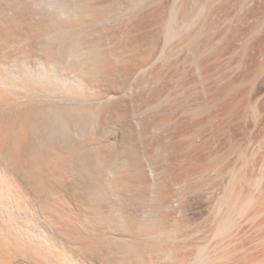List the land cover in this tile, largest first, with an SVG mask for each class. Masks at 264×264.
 <instances>
[{"label":"rangeland","instance_id":"374dc122","mask_svg":"<svg viewBox=\"0 0 264 264\" xmlns=\"http://www.w3.org/2000/svg\"><path fill=\"white\" fill-rule=\"evenodd\" d=\"M223 1H221L222 4ZM248 1L250 2V0H225L224 4L218 8L219 5L216 0H108L107 2L106 0H4L9 12H24L26 16L25 22L33 24V22L45 21L50 26L49 30H46L49 33L45 31L46 34L42 33L41 36L38 35V42L36 41L34 46L37 50L40 49L41 53L44 51L48 53L49 51L56 56H60H57L58 60H56L59 62L53 63L50 67L36 60H30L31 62L26 61L27 63L24 62L22 66L17 63V66H15L16 64L14 63V66L11 65L6 69L8 73L6 75H9L10 79L19 81L20 76L23 74L22 76L24 77L22 79H25L22 80L20 78L22 82L26 79H32V81L44 83L46 79L52 77L51 75L54 72L53 75L55 76L62 74L63 71H67L66 69L74 68L69 69L71 71L83 66L81 68L82 70L84 69L83 72H81V69L79 70L80 72L78 69L76 70L79 72H76L78 78L83 81L76 78L77 80H74V82L72 80L69 81L70 83L67 82L66 86L68 83L70 84L68 85L69 93L64 91L65 93L61 94L63 92L57 93L55 91L56 93H51V96L46 97L47 99L45 97L39 98L42 102L44 101V105L47 102L46 107L49 108H47V111H45L46 109L44 110L45 112L43 111L44 114H42L43 112L41 113L42 117L38 116L40 117L39 119L37 118L38 122L36 120L37 128H35L34 132L38 130L36 138H39L34 143V145H37L36 148L34 146V150L61 149V147L64 148L67 145L66 147H69L74 152L73 158L71 156L72 159L69 161L67 176L69 186L66 189H68L69 197H73V202L77 200L76 203L78 202V204H81V201L84 199L94 200L92 202L95 204L104 203L101 205L102 207L99 206V209L103 208L104 211L101 209L103 212H99L98 209L97 212L99 213L96 212L98 214H96L97 221L99 220L98 223L101 220L98 224L99 226L96 227L98 229H107V227L110 229L112 227L111 230L114 233H111L112 236L110 235L108 244L110 246L112 244V247H115V250H117V254H114L117 259L125 258L124 256L127 255L128 251L124 250H129L127 239L124 236L123 239L122 235L117 234L118 231L116 229L123 228L121 226H123L124 221H121V218L123 220L125 217H129L126 214L130 215L133 213L138 218H141L143 216L141 208H147L146 212L148 216L151 214L149 217L150 219L152 218L153 222L155 221L153 224L156 225L154 226L156 229L157 226L158 229H168V232L165 234H169V230L171 229L177 231L176 233L173 230L170 231L175 235L181 229L182 232L185 231L184 229H215L217 220H219L221 214L225 215L227 212L225 210L229 207L228 200L224 202L226 200L224 198L228 197V192L225 191L227 189L225 179L227 181V177L230 175V173H227V170H230V163L232 166V162H230L232 161L231 157L237 156L236 154L239 151L247 152V154L251 152L252 155L250 153V157H255L252 150L256 152L260 146L259 144H262L261 140L264 138V10L261 9L260 11L259 9L260 12L257 11V14H252L251 16V14L247 13L248 9L246 8H251L253 4L250 5ZM259 1L261 2V0H255L254 3H260ZM88 3H96L95 6L98 5L101 10L107 11L104 13V17L106 16L108 19H111L108 21L106 18V21L105 18H102L103 20L94 22L95 24H89L90 26L88 24L81 26L79 30L77 29L76 34V31L72 27H67L69 25L68 22L71 21L69 18L73 20L81 16ZM107 3L112 4L107 5ZM170 3L173 4H171V7ZM245 3L249 6H246ZM48 4H55L60 11L51 12L46 7H43ZM112 5L116 7L113 8ZM110 6L112 9H110ZM128 7L131 9L129 10ZM175 8L181 9L177 10ZM113 9L118 10L116 15L114 13L116 21H114V15L112 16L110 12L112 11L113 13ZM140 14L141 16H139ZM159 14L162 16L160 17ZM182 14L186 15L183 16ZM168 16L169 18L167 19L166 17ZM214 17L219 18L216 19ZM202 18H204V21ZM123 21L124 23H122ZM165 21L166 24L164 23ZM199 23L205 25L202 26ZM121 26L123 29L120 28ZM125 26L131 28L128 29ZM82 27L83 29L81 30ZM105 30L106 34L102 32ZM80 31L89 37L91 34L97 33L96 37H92V39L90 37L89 39L96 41L97 45L103 46L101 48L107 51L105 52V54L107 53L106 57L110 56L107 58L108 60L106 57L104 58L106 59L104 63L102 61L104 66L102 64L100 66L103 67L98 68V66L92 69L90 67L91 62H89L92 59L89 56L90 54H88L89 57H84L87 52H79L78 48L81 49L80 46L84 45V41L88 38L84 33L80 34ZM108 31L110 32L108 33ZM100 32L102 36L105 34L107 37L105 35L103 36L104 38L100 36ZM111 32L115 36L111 34L113 39L110 35ZM124 35L125 39H123V42L122 38H124ZM147 35L148 37H146ZM180 35H183V37H180ZM82 37L86 38L83 39ZM105 37L109 38V40ZM165 39L166 42H164ZM63 40L64 44L62 43ZM76 42L79 43L78 46ZM154 42L159 48L165 47H162L165 54L159 55L160 59L157 56L156 61L154 60L155 57H151L155 65L152 64L151 69L146 68L143 71H139L137 67L144 64L147 60L146 58L149 57L148 54L151 55L152 51L150 50L154 49ZM37 43L39 45H36ZM71 44L75 45L70 47ZM59 48L62 49L60 50ZM147 52L150 53L147 54ZM79 58H83L81 59L83 62H78L81 61ZM76 61L82 64H77ZM84 62L87 66L89 64L90 66L88 67L90 68L85 67L86 64ZM86 68L88 70H85ZM136 73L137 75H135ZM95 74L98 76L96 77ZM28 75H31L29 76L30 78L25 77ZM82 88L88 91L87 97L84 94L80 95L82 92L84 93ZM73 89H76L75 93ZM66 94H69V98ZM48 104L50 105L47 106ZM50 109H54L55 111L53 112ZM88 138L90 141L92 139H97L98 141L93 140V142H89ZM96 145L99 146L97 147ZM97 148L100 149L98 150ZM100 151L104 154L102 155ZM249 158H247L248 162L250 161ZM252 159L254 160V158ZM1 161L3 162V160ZM6 162L5 160L3 164L7 165L8 163ZM254 163L252 162L253 166L251 167H254V169L250 170L252 164L247 166L250 169L246 167L245 169L250 174L252 172V176L256 173L254 177L258 176V178H262L261 174H258L262 168H256V164ZM250 174L249 176H251ZM258 178L257 180H253V178L249 180L251 181L252 179L253 183L257 181L259 184L258 181L261 178ZM96 181L99 182L100 187L99 185L98 187L95 186L97 185ZM112 181L116 185L111 184ZM250 181L247 183L250 184L252 182ZM105 182H110L111 186L109 185V187ZM247 183H244L245 186ZM253 183L250 184L251 186L247 185L251 188L250 192H254L253 195L256 194V196L257 193L259 196H262L263 194H259V192L263 191L262 183L257 185L259 187L261 185L260 189H258L259 187L256 188L257 183H254L255 187H253ZM167 184L169 193L163 190ZM118 185L122 187H118ZM114 186L116 187L113 188ZM222 190L225 193L224 195ZM169 194L172 196L170 197ZM80 196L83 200H81ZM219 196L221 198L223 196V198L221 199ZM94 198H100L102 202H98V199L96 202ZM170 198H172V201H175L171 202ZM222 200L224 203H227V206L221 202ZM178 201L181 202L178 203ZM129 212L132 213L129 214ZM120 214L123 215L121 216ZM219 214L220 216L218 217ZM214 216L217 217V220ZM103 220H105V228L101 225L104 222ZM212 220H215L216 224L212 223ZM165 234L162 233L160 234L161 236L157 234L155 237H150L148 241L151 242V239H153L155 242H158L156 239L159 237V240H161L159 242H169L168 240L171 238V235ZM173 234L172 238L175 236ZM176 237L173 240H176ZM121 238V241L124 243L120 241ZM160 238H164V240L162 241ZM166 238L169 239L167 240ZM107 242L106 245H108ZM114 244L117 245L115 246ZM123 244H126V246L124 245L123 247ZM120 249H123V252ZM121 252H125L124 256ZM118 253L120 257H118ZM98 256L91 254L83 256L81 254L80 258L83 260L87 259V261L91 259L98 263V261L102 260ZM165 259H167V256Z\"/></svg>","mask_w":264,"mask_h":264},{"label":"bare ground","instance_id":"6f19581e","mask_svg":"<svg viewBox=\"0 0 264 264\" xmlns=\"http://www.w3.org/2000/svg\"><path fill=\"white\" fill-rule=\"evenodd\" d=\"M107 1L108 0H106V2ZM221 1L222 0H220V1L216 0L217 4L219 5L218 8H220L221 5L224 4L225 0L223 1V4L221 3ZM85 2H87V1H85ZM171 2H173V1H171ZM174 2H176V1H174ZM254 2H255V0H250L249 4L250 5L253 4V6L251 8H248V7L246 8V9H248L247 13L251 14V16H252V14L253 15L257 14V11H259V9H260V11H261V9L264 10V0H261V2L259 1L260 3H254ZM92 3H94V2H92ZM108 3H107V5L112 4V3L111 4H108ZM18 4H19V2H18ZM95 4H89L88 3L81 16H79L73 20H72V18H69V19H71V21L69 20L70 21V22H68L69 25L66 24V25H68L67 27L68 28H69V26L72 27L73 30L76 31V34H77V29L79 30L81 26H84V25L86 26L87 24L88 25L89 24H95L96 22H99V20L100 21L103 20L102 18L108 19V17H106V16L104 17V15H105L104 13H106L107 11L104 12L103 10H101L98 7V5L95 6ZM98 4H99V2H98ZM102 4H104V3H102ZM171 4L172 3H170V7H171ZM177 4H178V2H177ZM161 5L163 6V4H161ZM247 5L248 4H246V6ZM20 6L22 7V5H20ZM141 6H142V4H141ZM112 7H113V5H112ZM112 7L110 9H112ZM115 7H113V8H115ZM117 7H119V6H117ZM174 7H176V6H174ZM200 7H201V5H200ZM81 8H83V6H81ZM75 9H77V8H75ZM130 9L131 8H129V10ZM175 9H177V8H175ZM180 9H177V10H180ZM24 10H26V9H24ZM115 10L113 9V13H112V11H110L112 16L114 15V13H115V15L117 14L118 10L117 9H115ZM129 10H127V11H129ZM144 10H145V8H144ZM183 10H184V8H183ZM74 11H76V10H74ZM80 11H81V9H80ZM124 11H122V12H124ZM174 11L176 12V10H174ZM10 12L8 11V8L5 6L4 0H0V264H264V196H263L264 195V193H263L264 192V185H263V183H264V172L262 173V171L264 170L263 169V167H264V138L263 137H262L263 139L261 140L262 144L261 143L259 144L260 146L258 149L256 148L257 150L254 149V150H256V152H254L252 150V152L254 153L253 156H255V157H252V156L251 157L254 158V160L250 157V153H251L250 151H249L250 153H248V154H249V157L252 159V161L248 157L247 152L239 151V153L236 152L238 154H236L237 156H234L235 159L231 157L232 161H230V162H232V166H231V163L229 162L230 167L229 166L228 167L230 170H227L228 171L227 173H230V175H228L227 181L225 179V182L227 184L226 188L228 189V191H227V189L225 190V186H224V190L226 192H228V195H227L228 197L225 196L226 198H224V199H226V200L224 202H227V200H228L227 203H229L228 204L229 207H227L226 208L227 210H225V211H227L226 212L227 214L226 213H225V215L221 214V217L219 218V220H217V217H216L217 215L214 216V217H216V220L218 221L216 224L215 220L214 221L212 220V223L214 222L216 224L215 229L213 228L214 226L212 227L213 229H211V228L210 229H204V228L203 229H184L185 231H183V232L181 229V231L180 232L178 231V234H176V235L173 234V232H170L173 230V229H171V230H169V234H165L168 232V229H164V228L158 229V226L156 229L154 227L156 225L153 224V223H155V221L153 222L151 220L152 218L150 219V217H149L151 214H149V216H148V214L146 212L147 208L146 209L141 208L142 212H143V216H142L143 218L142 217L138 218V216L136 214L134 215V213L130 214L132 212H129L130 215L126 214V216H129V217H125V218L123 217L124 218L123 220L120 217L121 221H124V222L122 224L123 226H121V225H118V226H121L123 228L122 229H116L118 231L117 234H119L120 236L122 235V237L124 236L127 239V243H128L127 245L129 246V247L128 246L127 247L129 248V250H126V249L124 250V251H128L127 255L124 256L123 254H125V252L122 253L123 252L122 250L124 249L123 247H124V245L126 246V244H123V247H122L123 249H120V250L122 251L121 254L125 258L117 259V257L114 256V254L116 253L117 250H115V247H112L113 246L112 244H111V246L108 244L109 243L108 239H109L110 235L112 236L111 233H114L111 230L112 227H110V229H108V227H107V229H102L101 227H100L101 229H98V227H96V226H99L98 224L101 222V220L99 223H98L99 220L97 221V215H98L97 213H99L101 211V209L103 210V208L99 209V206L102 207L101 205L104 203H102V204L98 203L99 204L98 205V204H95L94 202H92L94 200H92V201L89 199H88L89 201L85 200V199L83 200V198H81V196H80L81 200H83V201H81V204H78V202L76 203L77 200L75 202H73L74 201L72 199L73 197H71V198L69 197L68 189H66L69 186V182L67 183V180H68L67 176H68V171H69V161H70V159L73 158L72 155L74 152L72 150H70L69 147H66L67 145L64 148L61 147V149L60 148L59 149H57V148L53 149L52 148L51 150H43V149L41 151L40 150L39 151L34 150V146H35V148L37 146V145H34V143L36 142V139L39 138V137L36 138L37 137L36 132L38 130H36V132H34L35 128H37L36 127V123L38 122L37 118L39 119L40 117H38V116L39 115L41 116L42 114H44V112L47 111V108H49V107H46L47 102L44 105V103H43L44 101L42 102L41 99H40L41 100L40 101L39 98L49 97V96H51V93L55 94L56 92L57 93L63 92L61 94H64L65 92L69 93V88H68V85H70L69 81L72 80L74 82V80L80 79V78H78L76 72H78L83 66L82 67L79 66V67H81L79 69L76 68V70L78 69V71H76V70L70 71L69 69H74V68H69V69H66L67 71H63L62 74L55 75V76L53 75L55 73L54 72L51 75L52 77L50 79L49 78L46 79L44 83H39V82H36L35 80L32 81V79H28V80L26 79L27 81L25 80L22 82V80L25 79V78L22 79V77H24V76H22L23 75L22 73H21L22 74L21 76L19 75L22 80L20 78H19V81L18 80L16 81V79H14V80L10 79L8 77L9 75H6V74H8L6 69L8 67H10L11 65H13L14 63L15 64L16 63L21 64V66H22V65H24L23 63L26 61H30V60L35 61L36 60V61H39L40 63L42 62L43 65L45 64V66L50 67L53 65V63L55 64V62H59V61H56V60H58L57 59L58 55L56 56L54 53H51L49 51H48V53H47V51H44L41 53V51H39L40 49L37 50V48L34 46V43L37 41V39H39L37 36L38 35L41 36L42 33H44V34L49 33L46 30L48 28H50V26H48V24H46L45 21L44 22L43 21L42 22H39V21L33 22V24L27 23L24 20L26 17L24 12H17V11L15 13H14V11H12L11 13ZM78 12H79V10H78ZM187 12H189V11H187ZM198 12H197V14H198ZM129 13H131V12H129ZM129 13H128V15H129ZM135 13H136V11H135ZM169 13H170V11L167 14L169 15ZM111 14H110V17H111ZM136 14H135V16H137ZM141 14H142V12H141ZM141 14L139 16H141ZM70 15H71V13H70ZM115 15H114V21H116ZM124 15H126V14H124ZM155 15H156V13H155ZM185 15H183V16H185ZM119 16H120V14H119ZM161 16L162 15H160V17ZM124 17H127V16H124ZM160 17H159V19H160ZM120 18H119V20H120ZM166 18L168 19L169 16ZM214 18H216V17H214ZM217 18H219V17H217ZM107 19H106V21H107ZM110 19H108V21ZM159 19H158V21H159ZM119 20L117 19V21H119ZM140 20H141V18H140ZM202 20L204 21V18H202ZM112 21H113V17H112ZM145 21H146V18H145ZM166 21L164 22L165 24H166ZM203 21H201V22L203 23ZM198 22H200V21H198ZM205 22H207V21H205ZM118 23H120V22H118ZM122 23H124V21ZM126 23H127V21H126ZM141 23H142V21H141ZM141 23H139V24H141ZM200 25H202V24H200ZM203 25H205V24H203ZM102 26H104V25H102ZM127 26H129V25H127ZM153 26L155 28L154 24H153ZM120 28H122V26ZM126 28H128V27H126ZM130 28H128V29H130ZM133 28H134V26H133ZM82 29H83V27L81 28V30ZM95 29H96V27H95ZM93 30H92V32H94ZM99 30H97V31L99 32ZM106 30L102 31V32L103 33L105 32V34H106ZM113 30H114V28H113ZM113 30H112V32H113ZM45 31H46V33H45ZM69 31L71 32V30H69ZM81 32L82 31H80L79 33L80 34L84 33V32H82V33ZM109 32L110 31H108V33ZM112 32L110 33V35L112 34L114 36V34ZM96 34L97 33H95L93 35L91 34L90 35L91 39H92V37H96ZM99 34H101V32ZM99 34H98V36H99ZM105 34H103V36ZM116 34L118 35V33H116ZM129 34H130V32H129ZM84 35L86 37L88 36L85 33H84ZM151 35H153V34H151ZM44 36L46 37V35H44ZM98 36H97V38H98ZM100 36H102V34ZM105 36L107 37V35H105ZM113 36H112V39H113ZM143 36H142V38H143ZM155 36H156V34H155ZM181 36L183 37V35H180V37ZM74 37H75V35H74ZM77 37H78V35H77ZM90 37L88 36V38H86L87 40L84 41V45L80 46L81 49L78 48L79 52L80 51H82L84 53L87 52L86 56L84 55V57H87L88 54H90L89 56H91L90 58H92V59L91 60L89 59L90 61L89 60H86V61L91 62L90 63L91 66L89 64H88V66H90L92 69H95L98 66H99L98 68H101L104 66L103 63L105 62V60L110 56L106 57L107 53L105 54V52H107V51H105L103 48H101L103 46H100V44L97 45L98 43L96 41H92L91 39H89ZM108 37H109V35H108ZM146 37H148V35ZM82 38L85 39L84 37H82ZM109 38H111V37H109ZM109 38L108 39L106 38V39L109 40ZM83 39H81V40H83ZM106 39H102V40H106ZM123 39H125V35H124V38H122V41H123ZM94 40H96V39H94ZM102 40H101V42H102ZM147 40H148V38H147ZM167 40H169V39H167ZM68 41H69V39H68ZM116 41H118V40H116ZM63 42H64V40L62 41V43ZM98 42H99V39H98ZM164 42H166V39ZM70 43H72V42H70ZM76 43H78V42H76ZM104 43H107V42H104ZM108 44H109V41H108ZM114 44H116V43H114ZM126 44H128V43H126ZM154 44H155V42H154ZM154 44H153V47H154ZM36 45H39V44L37 43ZM68 45H70V44H68ZM72 45H75V44H71L70 47H72ZM76 45L78 46L79 43ZM151 45H152V43H151ZM179 45H177V46H179ZM108 47H109V45H108ZM147 47H148V45H147ZM162 47L159 48L155 44L154 49L150 50V51H152V53L147 52V54L150 53L152 56L148 54L149 57L146 58L147 60L144 59V60H146L144 62V64L137 67V68H139V71H141V70L143 71V69L145 70L146 68L151 69L150 68L151 65L152 64L155 65V63L153 61L154 60L156 61V57L158 56V59H160L159 55L165 54V53H163L164 52L163 48H165V47H163V48ZM62 48H59V49L61 50ZM172 48H173V46H172ZM149 49H151V48H149ZM168 51H169V48H168ZM82 52H81V54H82ZM168 53H170V52H168ZM64 54H66V53H64ZM147 54H145V55H147ZM58 57H60V56H58ZM79 57H80V55H79ZM105 57H106V59H104ZM151 57H155L153 61H152ZM79 59L81 60L83 58H79ZM77 61H76V63H77ZM102 61H103V63H102ZM78 62H83V60L78 61ZM76 63H75V67H76ZM17 64L15 66H17ZM56 64H58V63H56ZM77 64H82V63H77ZM101 64L103 66H100ZM21 66H19V67H21ZM54 66H56V65H54ZM88 66L86 64L85 67H88ZM25 67H27V66H25ZM90 67H88V68H90ZM92 69H91V71H93L95 73V71ZM152 69H154V68H152ZM24 70H25V68H24ZM61 70H62V68H61ZM83 70L81 72H83ZM85 70H88V69L86 68ZM5 71H6V73H5ZM91 71H89V72L91 73ZM96 71H98V69H96ZM8 72H9V70H8ZM11 72H12V69H11ZM84 73H86V72L84 71ZM132 73H133V71H132ZM134 73H135V71H134ZM87 74H89V73H87ZM138 74H139V72H138ZM98 75H96V77ZM135 75H137V73ZM29 76H31V75H28L25 77L30 78ZM82 77H83V75H82ZM17 79H18V77H17ZM80 80H82V79H80ZM79 81H78V83H79ZM67 82H69V83L66 86ZM79 86H80V84H79ZM84 87H86V86H84ZM75 90H74V93H75ZM82 90L84 91V93L82 92L80 95L84 94V96H85L88 93V91L85 88L84 89L82 88ZM66 95L69 98V94H66ZM70 96H72V95H70ZM86 97H87V95H86ZM56 98H58V97H56ZM75 98H78V97H75ZM82 98H83V96H82ZM84 99H85V97H84ZM48 102H49V100H48ZM50 103H52V102H50ZM49 105L50 104H48L47 106H49ZM50 110H53V112L55 111L54 109H50ZM50 110H48V111L50 112ZM36 120H37V122H36ZM40 122H41V120H40ZM88 140H89V138H88ZM88 140H86V141H88ZM93 140L96 142L98 141L97 139L96 140L92 139V141L89 140V142H93ZM96 142H94V143H96ZM81 143H82V141H81ZM86 145H87V143H86ZM55 146H57V145H55ZM96 146L98 147L99 145H96ZM77 147H79V146H77ZM72 149H74V148H72ZM239 150H241V149H239ZM242 151H243V149H242ZM70 153H72V154H70ZM100 153H101V151H100ZM251 155H252V153H251ZM71 156H72V158H71ZM97 156H98V153H97ZM102 157L100 158V161H101ZM92 158H94V157H92ZM104 158H103V162H104ZM247 158H249V160H250L249 162L247 161ZM98 159H99V157H98ZM107 159H108V156H107ZM1 160H3V162L6 160L7 161L6 163H8L9 165L3 164V162ZM254 161H255V163H254ZM252 162L254 164H256V168H258V169L262 168V169H260L261 172L258 173V174H261V176L263 178L262 179L261 177H259V178H261V180L258 181L259 184L262 183V186H263L262 187L263 191L260 190L262 192H259L260 195L263 194L262 196H259L257 191H256L257 196H256V194L253 195L254 192H252V191H251L252 193L250 192V190H251V188H249V186H251L250 184L253 183L254 179L257 180V178H258V176L254 177L256 175V173H255V175L253 174V176H252L251 175L252 172L250 174V172L247 171V169H250L253 166ZM98 164H99V162H98ZM250 164H252L250 166V168L249 167L247 168V166ZM257 165H258V167H257ZM245 167L247 169H245ZM252 169H254V167L251 168L250 170H252ZM247 172L251 176H249V174ZM253 172H254V170H253ZM98 176H100V175L98 174ZM182 177H181V179H182ZM186 177H188V176H186ZM222 177L224 178V176H222ZM249 177L253 178V180L251 179L252 182L249 180L250 179ZM100 178H102V177H100ZM104 178L105 177L103 175V179ZM101 180H100V182H101ZM248 180L251 182L250 184H248L249 183ZM113 182L114 181H112L111 184H115V182L114 183ZM96 183H97V185H95V184L94 185L97 187L99 185V187H100L99 182L96 181ZM105 183H107L108 186L110 185L109 184L110 182L109 183L105 182ZM244 183H247L246 186ZM256 183H257V181H256ZM255 184L252 186L255 187ZM259 184L258 183L256 184V188L259 187V186H257ZM92 185H93V183H92ZM247 185H249V186H247ZM115 187L116 186H114L113 188H115ZM118 187H122V186L118 185ZM164 187H165V189H163V188L162 189L165 192H168L169 191L168 190V188H169L168 184H167V186H164ZM260 187H261V185H260ZM260 187L258 189H260ZM102 189H103V187H102ZM164 191H162V192H164ZM222 193H223V190H222ZM94 194H96V193H94ZM224 194L225 193H223V195ZM100 195H102V194H100ZM172 195H173V193H172ZM172 195L169 194L170 197ZM176 195H177V193H176ZM107 196H108V194H107ZM166 196L168 197V195H166ZM116 197H118V196H116ZM164 197H165V195H164ZM175 197H177V196H175ZM88 198H90V197H88ZM145 198H146V196H145ZM222 198H223V196H222ZM91 199H93V198H91ZM97 199H95L96 202H97ZM170 199L169 200L171 202L175 201V200L172 201V198H170ZM174 199H176V198H174ZM166 200H167V198H166ZM98 202H102L100 200V198L98 199ZM103 202H105V201H103ZM161 202L165 203L164 201H161ZM180 202L178 201V203H180ZM221 202L224 203L223 200ZM176 203H177V201H176ZM214 203H215V201H214ZM217 203H219V202H217ZM227 203H224V204H226L225 206H227ZM168 205H170V204H168ZM219 206H221V205H219ZM220 208H218V209H220ZM97 210L99 212H97ZM221 210H222V208H221ZM103 211H101V212H103ZM122 213H124V212H122ZM136 213H138V212H136ZM214 214H215V212H214ZM219 216H220V214L218 215V217ZM148 219L151 220L152 222L149 221ZM103 221L104 222L101 225H103L102 227L105 228V225H104L105 220H103ZM173 226H170V227H173ZM95 227H96V229H95ZM153 227H154V229H153ZM161 227H162V225H161ZM175 230H178V229H175ZM176 232L177 231H174V233H176ZM162 233H164L165 235H171L170 236L171 238H172V234H173V235H175L174 237L177 236L175 238L176 240H173L174 237L172 239L169 237L170 239L166 238L167 240L169 239L168 240L169 242H166V241H163L164 238H160V239H162L163 242H159L161 240H159V237L156 236L158 239H156V238H154V239H156V241L158 240V242H155V240H153V239H151L152 240L151 242L148 241L150 239V237H153V236L155 237V235H157V234H159L158 236H161L160 234H162ZM124 237H123V239H124ZM165 237H168V236H165ZM114 238H117V237H114ZM126 239H125V241H126ZM107 240H108V242H107ZM121 240H122V238L120 239V241ZM170 240H173V241H170ZM106 242L108 245H106ZM122 243H124V242H122ZM120 245H121V243H120ZM119 248H121V247L119 246ZM81 254H83V256L85 254H89V255L91 254L93 256L99 255L102 258V260H100V262L98 261V263L94 262L91 259L89 261H87V259L83 260L80 258ZM166 256H167V259H165L166 260L165 261L164 258ZM100 257H99V259H100ZM118 257H120L119 253H118ZM91 258H92V256H91Z\"/></svg>","mask_w":264,"mask_h":264},{"label":"clouds","instance_id":"9594fccd","mask_svg":"<svg viewBox=\"0 0 264 264\" xmlns=\"http://www.w3.org/2000/svg\"><path fill=\"white\" fill-rule=\"evenodd\" d=\"M43 7H46L51 12H59L60 11L55 4H48V5H44Z\"/></svg>","mask_w":264,"mask_h":264}]
</instances>
